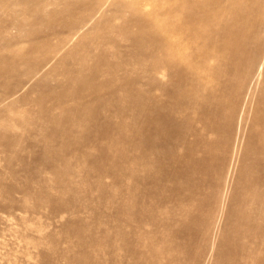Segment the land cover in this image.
Here are the masks:
<instances>
[{"label": "rangeland", "instance_id": "rangeland-1", "mask_svg": "<svg viewBox=\"0 0 264 264\" xmlns=\"http://www.w3.org/2000/svg\"><path fill=\"white\" fill-rule=\"evenodd\" d=\"M0 264H264V0H0Z\"/></svg>", "mask_w": 264, "mask_h": 264}]
</instances>
